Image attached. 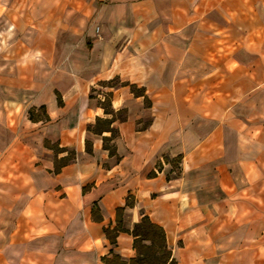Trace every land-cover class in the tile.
I'll return each mask as SVG.
<instances>
[{
	"label": "crops",
	"instance_id": "1",
	"mask_svg": "<svg viewBox=\"0 0 264 264\" xmlns=\"http://www.w3.org/2000/svg\"><path fill=\"white\" fill-rule=\"evenodd\" d=\"M9 9L0 264H131L143 215L175 264H264V0ZM19 93L45 119L19 120Z\"/></svg>",
	"mask_w": 264,
	"mask_h": 264
},
{
	"label": "trees",
	"instance_id": "2",
	"mask_svg": "<svg viewBox=\"0 0 264 264\" xmlns=\"http://www.w3.org/2000/svg\"><path fill=\"white\" fill-rule=\"evenodd\" d=\"M133 91L135 93H138V90L136 88H133ZM58 99H59V103H61L60 96H58ZM106 101L110 103V100H108V97L106 98ZM40 109L43 112H45V106H41ZM105 110L106 112H111V113L113 112V109L110 110L109 108L106 107V105H105ZM29 113H30L31 119L33 120L38 119L36 114H34L35 113L34 110H30ZM111 122H112L111 120H104V121L97 120L95 127L99 126L98 128L100 130V133H102V131L104 130L111 131V136L109 137L104 136L103 139L105 140V144H104L105 148L109 149L110 154L113 155L116 153V147L114 144H108V142L111 141L117 135V130L116 128L111 127ZM90 128L91 127L89 126V129ZM87 149L91 151L90 142L88 140H87ZM70 159H71V156L62 160L60 165L67 163ZM165 159H168V157H165ZM58 167L59 165L57 166V168ZM152 174H155V172H152ZM132 204L133 202H127V205H132ZM123 210H124V207H121L118 209V212L120 213ZM106 232L110 236V239L113 242H115V237H114L115 235L112 236L111 231L109 229H107ZM131 233L134 236V248L136 249L135 257L129 260L131 264H154L151 260V257L158 249V246L161 249H163L165 253L164 255L161 256L162 259L156 260L155 264H175V260L173 258L172 259L170 258L171 250L167 248L164 229L160 225L152 222L149 216L143 215L141 220L135 224ZM148 241H150L149 244L146 243ZM144 249L150 250L149 256L145 255ZM124 263H126L125 260L120 261V264H124Z\"/></svg>",
	"mask_w": 264,
	"mask_h": 264
},
{
	"label": "rangeland",
	"instance_id": "3",
	"mask_svg": "<svg viewBox=\"0 0 264 264\" xmlns=\"http://www.w3.org/2000/svg\"><path fill=\"white\" fill-rule=\"evenodd\" d=\"M17 0H0V53L3 55H7L6 57L9 58L10 50L13 46L12 40L15 34V31L13 30V27H15V20L13 17L9 14V7L13 4H16ZM2 13V14H1ZM2 68H10V65L8 63L4 64V67ZM114 84H117V82H113ZM14 97L13 95L7 94V93H0V97L2 98L3 103L9 102L8 97ZM32 96L29 94H17L16 102H17V114L18 119L22 120L24 117H26V120L30 117L29 113V104ZM29 108V109H28ZM39 115L40 118L45 119V113L42 112L40 109L35 110V113ZM123 112L118 113L117 117H122ZM25 120V119H23ZM99 126H96L95 129H97ZM99 129V128H98ZM108 144H111L108 142ZM147 244L150 243V241L146 242ZM168 248V247H167ZM169 249V248H168ZM170 250V249H169ZM145 255H150L149 249H144ZM165 251L161 249L158 246V249L151 257L152 262L155 264L156 260L162 259V255H164ZM157 258V259H156ZM172 259V256H170Z\"/></svg>",
	"mask_w": 264,
	"mask_h": 264
}]
</instances>
